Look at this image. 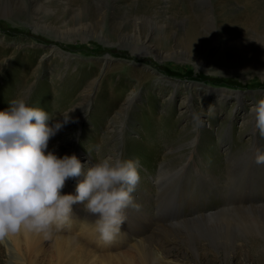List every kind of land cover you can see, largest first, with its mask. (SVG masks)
<instances>
[{"label": "rangeland", "instance_id": "374dc122", "mask_svg": "<svg viewBox=\"0 0 264 264\" xmlns=\"http://www.w3.org/2000/svg\"><path fill=\"white\" fill-rule=\"evenodd\" d=\"M235 16L229 34L223 20ZM17 96L62 124L46 151L75 154L85 169L117 154L138 160V207L128 208L152 226L142 249L65 224L29 262L264 264V136L250 111L264 98V0H0V111ZM8 246L0 264H27Z\"/></svg>", "mask_w": 264, "mask_h": 264}, {"label": "clouds", "instance_id": "9594fccd", "mask_svg": "<svg viewBox=\"0 0 264 264\" xmlns=\"http://www.w3.org/2000/svg\"><path fill=\"white\" fill-rule=\"evenodd\" d=\"M250 111L264 136V98ZM49 119L47 111L19 96L0 111V241L21 232L48 238L70 220L72 205L82 203L97 217L100 239L111 243L126 220L125 210L138 207L132 194L140 181L139 161L117 154L85 169L75 154L58 157L46 150L62 124L49 126ZM255 163L264 164L259 148ZM81 175L75 195L61 194L69 178Z\"/></svg>", "mask_w": 264, "mask_h": 264}, {"label": "bare ground", "instance_id": "6f19581e", "mask_svg": "<svg viewBox=\"0 0 264 264\" xmlns=\"http://www.w3.org/2000/svg\"><path fill=\"white\" fill-rule=\"evenodd\" d=\"M183 10H184V12H186L188 14L191 13L190 8L187 6H183ZM245 18H247V19L243 20V23L245 26H248L249 24L254 22L253 19H249L248 15ZM252 18H254V17H252ZM239 19L240 18L239 17L236 18V16L233 19L232 18L224 19L223 23H222V24H224V29L229 34H230V32L234 33V30L236 31L237 28H240L237 26V22L239 21ZM199 23H200V21L195 15H193V16L190 15V21L188 22V30L184 35V37L187 40L193 42L192 41L193 39H191L192 37H190L189 35H195L196 34ZM244 25H243V27H245ZM243 29H245V28H243ZM45 31L50 32L51 30L47 28V30H45ZM61 32H59L58 35L63 37L65 34L61 33ZM126 36H128V34ZM130 36L134 37L135 34L130 35ZM70 37H72V34H70ZM86 38L87 37H84L83 39H86ZM103 39H104V41L109 42L108 39H106V38H103ZM149 54H154V56H156L157 58H158V56L163 55V53H161L160 51H157V53H149ZM131 76H132V74H131ZM161 174H163V173H161ZM247 188H248V190L250 189L249 185H247ZM252 201L254 203L256 202V201H254V199H252ZM256 203H258V202H256ZM82 209H84V207L81 208L77 203L72 205V211L70 213V220L66 223L67 227L75 226L76 222L79 221L77 223H79L81 225L82 229H84L86 226H89L91 228V230H93V232L96 233V235H98V233L94 229V222H95V219L97 217L93 214L88 213L86 210H82ZM136 213L134 212V210H131L129 208H127L125 210L126 220L121 225L120 232L116 235V237L114 239L121 240L124 236H126L129 239V241L134 242V244H138L140 246V248L143 249V247L145 246V244L143 242L148 241L149 234L152 232V226H151L150 220H147V219L144 220L142 218L136 217V215H137ZM81 217H83V219H84L83 222H82V220H80ZM155 223H156V225L164 226L165 219L162 216H160L158 218L157 222H155ZM135 228H137L138 230H136ZM130 229H134V230H130ZM153 234H155V232H153ZM42 236H44V235L43 234H37V233L21 232L17 235H13V236L6 238L4 241H0V245L4 244L6 246V242H7V245H9V246L6 250H9V253H10L9 259L10 260H12V261L20 260L23 262L27 261L26 262L27 264H34L33 261L29 262L26 259V256H28V255L30 256V254H31L30 250H31V248H33L32 246L37 245ZM99 240H101V239L98 238V241ZM69 243L70 242L67 241L66 245L64 244L65 246H61V244L58 243L59 245L56 246L58 249L59 259H62V257L64 255L69 253L70 247H71V245H69ZM61 263H62V261H61Z\"/></svg>", "mask_w": 264, "mask_h": 264}]
</instances>
